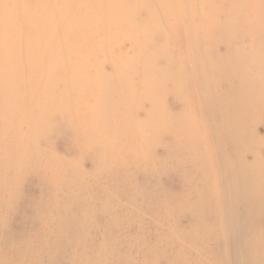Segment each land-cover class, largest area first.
<instances>
[{
    "label": "bare ground",
    "instance_id": "bare-ground-1",
    "mask_svg": "<svg viewBox=\"0 0 264 264\" xmlns=\"http://www.w3.org/2000/svg\"><path fill=\"white\" fill-rule=\"evenodd\" d=\"M216 4L212 0H0V143L4 141L0 150V226L11 209L7 186L13 180L9 172L15 168L21 178L45 171L42 182L47 194L42 209L36 208L35 222L48 208V187L53 185L68 193L63 217L73 209L86 216L90 211L88 207L83 210V202L91 206L101 200L103 204L94 203L95 210L116 221L118 215L110 210L113 200L88 187L94 177L104 174L107 182L115 180L118 186L133 191L124 155L141 170L157 165L164 171L174 164L185 165L181 198H189L196 230L185 235V240L193 244L197 235L215 236L231 251L228 264L243 262L244 251L249 252L245 264H260L264 242L252 233L253 218L258 213L264 216V177L257 187L251 186L249 177L257 159L250 151L258 156L255 146L264 142H256L247 128L254 120L264 121V105H260L264 98V0H218ZM81 11L84 16L101 18L99 27L90 30L93 43L88 50L78 41L85 31ZM142 13L145 18L140 23L137 16ZM125 43L130 44V52L122 48ZM220 46L223 52L218 51ZM63 50L74 58L61 57ZM106 66L114 69L113 76L103 73ZM207 66L212 67L209 79L203 77ZM83 71L86 74L81 76ZM89 72L98 75L93 82ZM190 75L200 83L199 94L190 88ZM54 77L57 80L51 83L49 79ZM223 83L225 91L219 88ZM51 92L56 104L51 103ZM119 99L121 108L113 112L112 104ZM171 99L183 102V120L168 108ZM192 102L201 108L193 107ZM85 106L97 114V122H85ZM23 123L26 128L28 123V133L21 135ZM83 123L87 128L79 133ZM56 124L72 135L77 147L73 158L79 156L80 148H93L92 174L86 175L76 166L70 169L45 151L40 134L50 135ZM131 133L136 134L135 142L123 146ZM166 136L171 138L165 144L167 155L158 161L149 148ZM21 137L33 140L26 152L18 149ZM173 139L178 141L172 149ZM104 142L110 144L111 156L104 155ZM247 154L252 155V162L246 161ZM55 165L71 175L51 179ZM81 188H85L84 196ZM51 206L60 209L59 204ZM180 209L176 204L165 210L159 202L155 212L162 210L169 218ZM213 217L220 222L210 227L206 221ZM65 222L51 232L39 227V234H61ZM43 244L45 239L39 243ZM10 250L14 255L12 246ZM160 250L155 246L154 256ZM27 252L23 247L15 257H26L25 264L35 263ZM214 256L215 261L226 262L222 252ZM11 260L0 253V264Z\"/></svg>",
    "mask_w": 264,
    "mask_h": 264
},
{
    "label": "rangeland",
    "instance_id": "rangeland-1",
    "mask_svg": "<svg viewBox=\"0 0 264 264\" xmlns=\"http://www.w3.org/2000/svg\"><path fill=\"white\" fill-rule=\"evenodd\" d=\"M212 2L216 4L218 0H212ZM83 12L81 11L80 14ZM80 18L84 21L85 31L80 35L78 41L84 49L88 50L93 43V36L90 30L93 27H99L101 18H92L84 16V14H81ZM143 18H145L143 13L137 16V19H142L138 20L140 23H143ZM237 27L240 26L237 25ZM170 37L174 38L172 35ZM248 41L245 42L248 43ZM122 48L126 52L131 51L129 43L123 44ZM223 50V46L218 48L219 52H223ZM113 53L115 55L119 53L117 47H113ZM61 57L64 59L70 58L71 60L74 55H69L67 50H63L61 51ZM93 69L96 68L93 67ZM102 71L103 73L108 72V74L113 76L114 69L110 71V68L106 66L105 69L102 67ZM92 73L89 72L88 75L92 77L93 82L98 75H96L97 73ZM210 73H212V67L207 66L203 77L209 79ZM84 74H86V71L80 73L81 76ZM137 78V75L132 76L133 81H136ZM49 80L53 83L57 79L54 77ZM190 80V88L199 94L201 86L196 76L190 75ZM219 86L220 90H226V84H219ZM53 94V92L49 94L51 103L56 104L57 99ZM28 99L31 104L34 103L32 97ZM120 101L121 99L112 104L113 112H118L121 108H119ZM167 104L175 117L183 120V102L171 99L167 101ZM191 104L193 107L201 108V104L197 105L194 102ZM260 105H264V98H262ZM82 111H85L83 117L87 118L86 123H94L99 120V117L92 112L90 106L83 107ZM262 111L264 112V108ZM24 123L23 126L25 125ZM209 124L210 128L214 127L213 122ZM26 126L27 128L24 126L23 131L20 132L21 135L28 133V123ZM82 126L84 127L79 128V133L87 128L84 123ZM247 129L256 142H264L263 120H254ZM6 131V128L2 130L1 138L3 140L6 137ZM40 135L41 138L39 140L44 143L45 151L49 155L54 156L58 162H65L70 169L76 166L86 175L92 174L93 159L91 153L93 148L90 145L80 148L78 150L79 156L73 158L77 147L72 135L66 133L64 127L56 124L51 128L50 135ZM174 137L179 139V134L175 133ZM246 138L247 136L245 135ZM170 139L169 136H166L161 142H153L150 145V153L156 157V160L160 161L167 155L165 144H170ZM178 139H173L175 144L171 145L172 149L173 145L174 148L177 147L176 142ZM135 140L136 134L131 133L122 145H128L135 142ZM242 140L243 143L247 141V139ZM0 144V150H2L4 141ZM32 144L33 140L21 137L18 149L20 152H26ZM255 147L258 149V156L255 150V152L250 151L257 158L253 163L254 173L249 177L250 180L253 179L250 183L252 187H257L260 178L264 177V143L262 145L260 142ZM102 148L105 152L104 155L111 156L113 154L109 143H105ZM123 158L126 165L124 169L130 184L134 187L133 191L118 186L115 180L107 182L104 174L94 177L93 183H90L89 187L87 186L90 190L104 197L108 196L113 200L114 208L110 210L118 215L116 221L106 213L95 210L96 206L94 203H97L96 205L99 203L103 204L101 200L94 202L91 206L86 201L83 202L85 205L83 210L88 207L90 211L88 215H84L85 217L80 210L76 211L75 209L63 217L62 215L68 208V193L66 189L59 187L58 189L57 186L53 185L48 187V190H50L47 195L50 198L47 204L48 210H45V213L42 214L37 223L35 222L37 219H34L36 208L42 209V199L47 194L44 191L46 188L42 182L45 171L40 170L38 174H29L25 178L19 176L17 168L10 171L9 173L13 180L7 186V191L11 194L9 199L11 209L0 226V253L11 256L12 260L10 262L13 264H25L27 261L26 257H15V254H20V250L23 247H26L29 257L33 255L35 261L33 264H228L227 262L232 259V255L230 249L224 247L222 239H218L215 236L204 238L202 235H197V240L193 244L185 240L187 239L185 235H188L193 230L196 231L194 229L195 223L191 217L192 211L188 202L189 198H185V196L181 198L182 191L185 189L183 180H181V173L186 170V166L174 164L167 170L161 171L155 165V167L148 168V170H141L136 164L128 161L124 155ZM245 159L248 162H252L253 158L252 155L247 154ZM55 166L50 174L51 179H53V175H62L64 177L71 175V171L66 174L65 171L59 169V165ZM189 174H186L187 178L191 177ZM81 192L84 196L86 193L85 188H81ZM14 193H16L15 198ZM159 202L164 203L165 210H171L176 204H179L181 209L179 213L168 215L167 217L169 218H166L162 215V210L157 211L160 212L159 214L155 212V209L159 207ZM54 204H59V211L52 208L51 205ZM64 220L66 221V227L61 234L45 237L39 234V227L51 232L58 229ZM222 220L225 221L224 219ZM206 222L208 226L213 227L220 221H218V218L213 217L207 219ZM253 222L254 232L252 234L255 237L258 236L260 242H264V216L258 213L253 218ZM44 239L45 244L43 246L39 245ZM157 239L161 241L156 242ZM160 242L162 243L159 245ZM11 246L14 249V255L11 253ZM155 246L161 247L160 253L156 256L153 253ZM219 251L222 252L223 259L226 262H217L213 259L214 255L218 254ZM243 257V262L235 263V261H232V264H245L246 258L249 257V252L244 251ZM252 257L256 256L253 255ZM260 264H264L263 256L260 258Z\"/></svg>",
    "mask_w": 264,
    "mask_h": 264
}]
</instances>
